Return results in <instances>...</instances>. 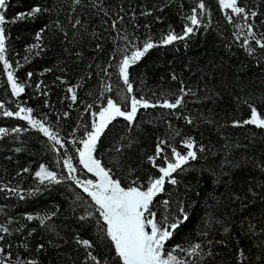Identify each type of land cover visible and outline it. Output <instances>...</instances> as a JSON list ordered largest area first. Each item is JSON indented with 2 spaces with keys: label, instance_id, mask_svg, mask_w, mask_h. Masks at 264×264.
Masks as SVG:
<instances>
[{
  "label": "trees",
  "instance_id": "trees-1",
  "mask_svg": "<svg viewBox=\"0 0 264 264\" xmlns=\"http://www.w3.org/2000/svg\"><path fill=\"white\" fill-rule=\"evenodd\" d=\"M7 2L5 59L25 90L12 95L0 62V103L12 112L31 108L34 118L58 133L67 152L27 121L6 117L0 109V128L9 130L0 136V229H7L0 231V258L5 264H93L77 239L92 243L91 252L99 260L117 264L114 247L101 238L97 220L80 219L94 211L86 203L90 198L70 180L42 185L35 172L44 165L66 177L63 160L71 156L78 177L95 180L79 165L75 147L68 142L91 130L92 113L106 106L107 98L130 111V100L117 95L127 92L116 65L126 48L130 55L131 45L142 49L146 41L156 46L129 73L133 94L156 106L138 109L132 125L117 117L94 155L123 186L138 178L146 187L150 176L160 175L148 160L157 144L165 142L156 163L166 167L163 158L173 159L172 148L186 154L184 141L192 139L197 159L172 174L177 183L166 182L152 205L161 220L166 215L183 220L180 207L188 217L166 246L200 243L211 253L203 258L176 253L189 264H264V129L234 126L250 118V105L264 115V48L247 36L251 26L256 38L264 39V0H238L245 13L232 14V23L226 17L231 10H222L218 0H203V13L198 8L201 0ZM37 6L43 11L28 16ZM194 10L197 26L189 19ZM21 13L25 18L12 22ZM185 27H193V33L162 43L169 32L183 36ZM37 32L42 37L39 49L32 48L38 43ZM249 46L251 53L246 51ZM68 88L75 91L76 102ZM181 95L183 103L176 109L159 106ZM17 127L22 131H12ZM44 216L50 219L42 224L39 218ZM241 251L245 258L238 261Z\"/></svg>",
  "mask_w": 264,
  "mask_h": 264
},
{
  "label": "snow or ice",
  "instance_id": "snow-or-ice-1",
  "mask_svg": "<svg viewBox=\"0 0 264 264\" xmlns=\"http://www.w3.org/2000/svg\"><path fill=\"white\" fill-rule=\"evenodd\" d=\"M75 3L79 4L80 0H75ZM219 6L222 10L230 9V13L226 12V17L229 23H232V14L240 15L245 13L243 7L238 6V0H218ZM8 7L7 0H0V62L3 63V69L7 73V82L11 87V93L13 96H19L24 92L25 86L18 83L14 78L11 65L5 59L6 53V35L5 27L6 16L4 9ZM198 8L201 13L205 10V4L203 0L198 4ZM43 10L40 7H34L27 15L35 17ZM150 14V13H146ZM251 16H255V12L250 13ZM23 13L17 14L12 22L24 19ZM247 15L244 19H247ZM191 24L197 26L199 19L194 10L193 15L189 17ZM80 23L79 20L76 21ZM115 27V24L113 25ZM248 27L247 36L255 40L256 45L260 48H264V39H257L254 35L251 26ZM193 27H185L184 35L178 36L171 32L165 36L162 43L167 45L176 40H182L189 34L193 33ZM41 32L36 33V40L38 43L32 45V48L39 49L41 47L39 41H41ZM127 39V37H125ZM245 45L248 44V40L245 39ZM156 45L151 41H146L143 48H137L135 45H131L133 50L131 54H127L128 49L124 50L125 55L116 65L118 76L122 80L125 86L127 95L117 93L121 96L122 100H130V111L124 110V107L120 102L115 101L112 98H107L106 106L99 109L98 112L92 113L91 130H86L84 137L80 140L69 141L75 147L79 165L86 173H90L93 179H81L78 177V169L73 162V157L68 156L63 160V168L67 171L66 177H60L55 171L49 170L44 165H41L39 170L35 172V177L42 185L60 184L62 180L72 181L77 188H79L89 199L86 203L89 208L94 211H86L85 215L81 216V220L96 219L99 232L102 239H107L111 242L112 247L115 250V257L117 264H189V261L182 259L176 255L177 252H184L187 256H197L203 258L206 255H211L210 252L205 253L200 243L190 244L188 248H183L177 245L173 248H168L167 242L173 237L175 230L179 227L184 220L188 217L184 212L183 207H180V215L183 216V220L179 217L169 219V216H165L162 220L158 218L157 213L153 211L152 205L154 198L164 191L165 183L176 184L177 181L172 178V174L178 170H183V166L187 165L190 160H196L197 155L194 151L196 145L192 139L184 141L183 146L187 149L186 154H182L177 151L176 148H172V158L168 159L164 157L166 167L160 166L156 163L157 159L161 158L163 152V145L165 142L160 141L156 146V154L149 156L148 160L151 162L152 167L156 168L160 175L159 177H149L148 184L143 187L138 178L131 180V183L127 187L123 186L119 179L114 178L112 170L105 168L101 161L96 158L94 153L97 151V143L100 141L101 136L105 134V130L109 125L116 120L117 117H122L129 125H132L138 109H148L149 107H155L156 105L145 100L143 97L137 98L134 93L133 83L130 79L129 68L137 63L150 49ZM246 51L250 53L253 49L249 46ZM111 66V65H110ZM105 75H109L107 69L103 70ZM31 77V73L28 74ZM175 79V76H173ZM39 87V85H37ZM107 91H112V86L106 87ZM68 92L72 93V101L76 102L77 96L72 88H68ZM183 93V88L181 89ZM183 103V95L177 97L175 102H169L164 100L159 104L160 107L165 109H176ZM91 107V106H89ZM251 115L249 119L242 122H234V126L242 125H254L258 129H264V115H261L255 106L250 105ZM0 109H3V115L6 117H13L20 120L27 121L30 128L38 130L48 141L53 145H59L60 148L65 149L67 152L65 143L58 138V133L53 131L50 127H46L45 123L33 117L31 108L19 107L16 112L9 111L5 108L4 103H0ZM67 116V113H65ZM191 123V120H188ZM8 129L0 128V136L8 134ZM12 131L19 133L21 128L17 127ZM75 132L73 133V136ZM82 145V146H78ZM53 150H56L55 148ZM116 148V151H119ZM201 150H203L201 148ZM58 155H63L58 153ZM23 171L27 172L25 168ZM0 188V191H3ZM8 191L14 192L15 189H8ZM39 191V189H37ZM34 194V193H30ZM21 199L24 197L21 196ZM81 197L77 195V200ZM165 207L169 206V201H163ZM98 213V216L95 215ZM29 220L33 217L29 216ZM41 223H45L50 219L49 216L39 218ZM0 231H7V229H0ZM227 231V229H225ZM77 243L80 244L87 252V258L92 261L93 264H106V262L99 260L92 254L91 249L93 244L88 240L77 239ZM2 251V249H0ZM244 254L241 251L238 261L244 259ZM259 259V258H258ZM0 264H5V258H0ZM34 264V262H29Z\"/></svg>",
  "mask_w": 264,
  "mask_h": 264
},
{
  "label": "rangeland",
  "instance_id": "rangeland-1",
  "mask_svg": "<svg viewBox=\"0 0 264 264\" xmlns=\"http://www.w3.org/2000/svg\"><path fill=\"white\" fill-rule=\"evenodd\" d=\"M81 175V174H80ZM85 179H92V178H85Z\"/></svg>",
  "mask_w": 264,
  "mask_h": 264
}]
</instances>
